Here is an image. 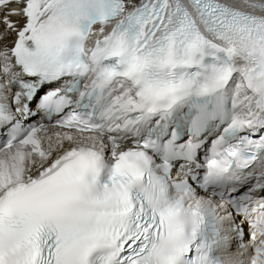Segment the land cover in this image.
Instances as JSON below:
<instances>
[{
  "label": "snow or ice",
  "instance_id": "6c2138e0",
  "mask_svg": "<svg viewBox=\"0 0 264 264\" xmlns=\"http://www.w3.org/2000/svg\"><path fill=\"white\" fill-rule=\"evenodd\" d=\"M0 138V264H264V0H0Z\"/></svg>",
  "mask_w": 264,
  "mask_h": 264
},
{
  "label": "bare ground",
  "instance_id": "6f19581e",
  "mask_svg": "<svg viewBox=\"0 0 264 264\" xmlns=\"http://www.w3.org/2000/svg\"><path fill=\"white\" fill-rule=\"evenodd\" d=\"M13 19H15V17H13ZM10 39H11V37H10Z\"/></svg>",
  "mask_w": 264,
  "mask_h": 264
}]
</instances>
